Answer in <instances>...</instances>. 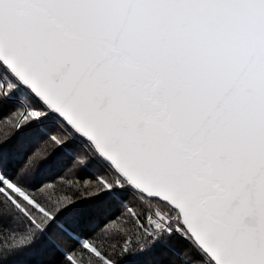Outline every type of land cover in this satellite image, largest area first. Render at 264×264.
Listing matches in <instances>:
<instances>
[{
	"label": "snow or ice",
	"instance_id": "1",
	"mask_svg": "<svg viewBox=\"0 0 264 264\" xmlns=\"http://www.w3.org/2000/svg\"><path fill=\"white\" fill-rule=\"evenodd\" d=\"M0 264H264V0H0Z\"/></svg>",
	"mask_w": 264,
	"mask_h": 264
}]
</instances>
